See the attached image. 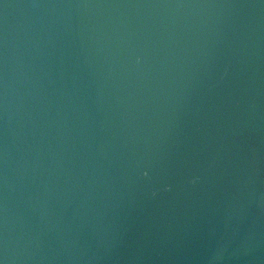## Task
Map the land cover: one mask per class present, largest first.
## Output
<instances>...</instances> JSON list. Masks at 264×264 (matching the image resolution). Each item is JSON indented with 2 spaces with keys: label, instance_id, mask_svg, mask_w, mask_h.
<instances>
[{
  "label": "water",
  "instance_id": "95a60500",
  "mask_svg": "<svg viewBox=\"0 0 264 264\" xmlns=\"http://www.w3.org/2000/svg\"><path fill=\"white\" fill-rule=\"evenodd\" d=\"M0 264H264V0H0Z\"/></svg>",
  "mask_w": 264,
  "mask_h": 264
}]
</instances>
